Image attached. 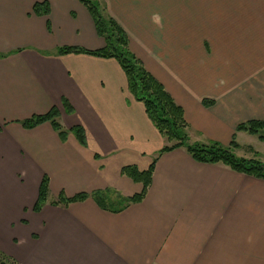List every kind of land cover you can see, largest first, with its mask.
Returning <instances> with one entry per match:
<instances>
[{
  "label": "crops",
  "instance_id": "obj_1",
  "mask_svg": "<svg viewBox=\"0 0 264 264\" xmlns=\"http://www.w3.org/2000/svg\"><path fill=\"white\" fill-rule=\"evenodd\" d=\"M36 1L47 15L33 13ZM95 1L191 131L224 146L234 134L236 151V125L264 121V0ZM60 46H104L81 1L0 0V251L12 264H264V179L184 147L158 154L165 138L118 62ZM53 107L64 140L48 121L21 125ZM155 157L143 198L118 212L91 197L51 203L61 192L137 194L121 168L146 170ZM44 175L49 193L34 211Z\"/></svg>",
  "mask_w": 264,
  "mask_h": 264
},
{
  "label": "trees",
  "instance_id": "obj_2",
  "mask_svg": "<svg viewBox=\"0 0 264 264\" xmlns=\"http://www.w3.org/2000/svg\"><path fill=\"white\" fill-rule=\"evenodd\" d=\"M79 1L85 5L91 15L97 34L104 39V46L95 50L73 46H60L57 48V53H88L101 57L114 58L125 74L128 92L134 99L143 104L148 119L159 134L168 142L164 144L158 154L176 147H184L191 157L198 162L222 163L239 173L264 179L263 161L254 157L237 156L232 151V148L237 146L234 134L227 146L216 141L209 143L195 141L189 143L187 134L188 123L184 117L183 108L173 100L163 85L144 68L139 59L129 50L128 39L125 32L112 17L103 14L97 1ZM48 12L49 5L47 2L36 1L34 3L33 13L37 15H47ZM211 103L212 101L210 99L202 100L204 106H209ZM70 110V106L67 105V111ZM57 114L56 108L53 107L44 114L33 115L22 120L20 123L25 128H33L42 122L48 121L58 133L60 139L64 140L66 137V130L56 121ZM70 130L73 131L77 140L84 145L85 139L82 127L75 125L71 127ZM235 130L257 135L260 140L264 141L263 120L251 119L241 122L236 125ZM256 154L257 153H255V155ZM156 159L157 157L152 160L146 170H139L135 165L131 164L121 168L122 174L142 184V189L137 194L124 196L116 190L98 189L91 193L82 192L67 197L61 192L57 199L51 203L55 205H67L70 202L82 201L87 197H91L102 209L118 212L129 203L138 202L143 198L151 182V175ZM48 193L49 179L44 175L39 184L37 199L33 206L34 211H38L46 202ZM12 263L13 261L11 258L0 251V264Z\"/></svg>",
  "mask_w": 264,
  "mask_h": 264
},
{
  "label": "rangeland",
  "instance_id": "obj_3",
  "mask_svg": "<svg viewBox=\"0 0 264 264\" xmlns=\"http://www.w3.org/2000/svg\"><path fill=\"white\" fill-rule=\"evenodd\" d=\"M188 141L189 143L199 141V142H212L213 140L208 139L200 133L195 131H191V128H187ZM251 137V138H250ZM237 141L242 144V147L236 149V151L232 148V151L237 156L244 157H254L264 162V141L260 140L257 136H251L247 132H240L237 138ZM166 143H168L165 140ZM227 146V145H225ZM258 152L256 155L255 153ZM52 192L50 193V197H53ZM10 263V262H9Z\"/></svg>",
  "mask_w": 264,
  "mask_h": 264
}]
</instances>
